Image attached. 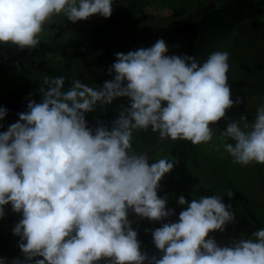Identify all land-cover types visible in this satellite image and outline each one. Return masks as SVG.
I'll return each instance as SVG.
<instances>
[{
  "label": "clouds",
  "instance_id": "obj_1",
  "mask_svg": "<svg viewBox=\"0 0 264 264\" xmlns=\"http://www.w3.org/2000/svg\"><path fill=\"white\" fill-rule=\"evenodd\" d=\"M112 13L113 0H0V44L34 50L54 16L76 23ZM167 53L163 39L116 53L112 79L102 87L77 79L65 89L64 76H45L41 102L30 100L18 121L0 132V219L7 205L22 215L13 234L24 260L12 264H264V228L231 246L209 236L235 221L220 195L190 202L180 195L177 203L186 208L178 222L163 223L175 212L158 189L176 161L150 164L147 152L132 149L134 131L208 144L215 131L210 125L241 103L231 99L227 83L229 52L214 51L203 63ZM117 99L127 103L111 128L100 120L89 127L86 114ZM7 114L0 107V121ZM220 141L233 163L264 165V105L250 125L244 116L228 121ZM130 213L162 223L152 231L159 258L141 252Z\"/></svg>",
  "mask_w": 264,
  "mask_h": 264
},
{
  "label": "rangeland",
  "instance_id": "obj_2",
  "mask_svg": "<svg viewBox=\"0 0 264 264\" xmlns=\"http://www.w3.org/2000/svg\"><path fill=\"white\" fill-rule=\"evenodd\" d=\"M225 1L113 0V13L108 19L97 15L86 21L71 23L62 14L54 16L51 22L44 26L40 44L55 34L61 35L62 38H81L90 47L98 45L95 56L108 50L115 59L116 53L127 54L129 51L150 47L158 39H163L168 47L167 54L176 55L185 48V41L177 30L187 22L189 16L192 18L191 15L195 12L220 6ZM256 21L260 25L258 30H252L246 25L242 29L236 28L230 37L219 44L217 50L230 53L227 83L231 99L235 101L239 98L241 103L227 110L225 119L216 125H210V128L215 130L211 142L200 144V151L194 157L184 166L174 167L161 182L175 178L180 187L208 186L212 176L208 159H219L225 155L220 133L226 128L227 122L239 121V118L244 116L250 125L256 117L257 108L264 105V17ZM31 51H21L16 46L0 44V96L24 112L27 111L30 100L41 102L39 88L45 76H64L65 89L77 79L93 87H102L105 81L112 79L108 74L109 68L102 67L93 56L79 55V50L60 46L41 56ZM15 122L17 121L11 119L0 121V132L6 131ZM113 122L105 124L110 129ZM240 124L243 128L244 122L241 121ZM163 149L152 153L145 149L139 153L147 152L151 164L161 158L168 159ZM232 163L230 159L226 165ZM229 177L234 188L259 209L264 210L263 169H258L256 164L242 166L233 163L229 169ZM158 196L163 198L161 187L158 189ZM185 208L186 206L174 208L167 204V209L173 210L175 215L163 223L178 222L179 214ZM231 208L235 213V221L228 224L224 232L209 234L222 247L231 246L233 241L241 237L250 238L258 230L240 210L234 206ZM21 219L22 215L14 213L11 205L5 206V216L0 219V258L5 260V264H12L18 257L20 239L13 234V228ZM139 223L151 244L154 256L159 258L161 253L154 245L152 231L162 227V223L150 222L147 219H140ZM100 264L106 262L101 261Z\"/></svg>",
  "mask_w": 264,
  "mask_h": 264
},
{
  "label": "trees",
  "instance_id": "obj_3",
  "mask_svg": "<svg viewBox=\"0 0 264 264\" xmlns=\"http://www.w3.org/2000/svg\"><path fill=\"white\" fill-rule=\"evenodd\" d=\"M191 16L192 18L189 16L187 22L177 30V33L185 41V48L176 55L194 57L203 63L212 52L218 50L219 44L230 37L236 28L240 27L242 29L249 26L252 30L259 29L260 25L256 20L264 17V0H226L220 6L205 8L195 12ZM60 46L79 50V55L86 57L93 56L104 68H110L115 62V59L108 50L95 56L99 49L98 45H91L90 47L81 38H62L59 34H55L45 40L38 48L31 52L41 56ZM126 103L127 101L124 99H117L112 105L107 106L106 110L98 108L96 112L86 114L87 124L94 129L97 126L96 120L104 123L117 120L118 111L120 110L119 106L121 104L126 105ZM0 107L5 108L8 113L4 120L11 119L18 121V114L24 112L22 109L9 103L2 96H0ZM227 142L232 143L231 140ZM132 149L137 153L145 149L150 150L151 153L163 149L169 160L176 161L174 167L180 168L200 151V145H193L190 141L184 140L171 141L169 139L160 141L158 133H152L150 130L147 132L136 130L132 140ZM230 159L233 161V158L226 151L225 155L219 159H208L212 167V176L210 184L206 187H180L177 185L178 180L175 178L160 182L162 197H167V204L169 206L180 208L181 206L177 203L180 195H184L189 202L191 199H198L200 196L220 195L225 204H229L240 210L258 229L264 228V210L259 209L257 205L253 204L237 188H234L229 180V169L233 163L226 164ZM251 164L256 163L253 162ZM256 165L258 169L264 170V165ZM233 169L236 170L235 167ZM228 192L233 193L231 198L227 196ZM128 218L132 222L133 230L138 233L141 252L146 253L149 257L154 256L151 244L139 225L140 218L132 213L129 214ZM18 258L21 261L24 260L21 251H19Z\"/></svg>",
  "mask_w": 264,
  "mask_h": 264
}]
</instances>
